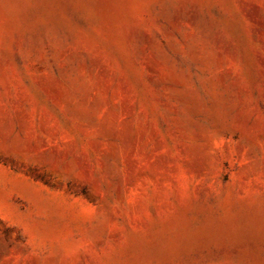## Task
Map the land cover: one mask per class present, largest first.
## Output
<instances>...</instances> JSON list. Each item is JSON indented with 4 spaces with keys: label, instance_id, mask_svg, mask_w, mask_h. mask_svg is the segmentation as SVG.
Returning a JSON list of instances; mask_svg holds the SVG:
<instances>
[{
    "label": "rangeland",
    "instance_id": "obj_1",
    "mask_svg": "<svg viewBox=\"0 0 264 264\" xmlns=\"http://www.w3.org/2000/svg\"><path fill=\"white\" fill-rule=\"evenodd\" d=\"M0 264H264V0H0Z\"/></svg>",
    "mask_w": 264,
    "mask_h": 264
}]
</instances>
